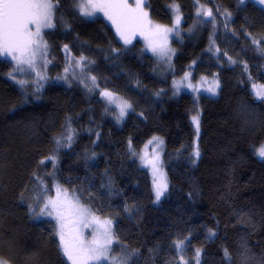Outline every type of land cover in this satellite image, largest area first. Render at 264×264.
Wrapping results in <instances>:
<instances>
[{"label": "trees", "instance_id": "trees-1", "mask_svg": "<svg viewBox=\"0 0 264 264\" xmlns=\"http://www.w3.org/2000/svg\"><path fill=\"white\" fill-rule=\"evenodd\" d=\"M53 1L54 26L44 34L52 63L41 89L18 85L9 75L13 61L0 53V259L70 264L57 220L36 213L59 185L113 221L115 253L128 264H184L178 240L190 264L197 249L199 264H264V161L257 154L264 101L253 89L264 85V8L250 0H147L155 24L182 20L165 65L142 35L125 44L114 23L84 17L78 0ZM199 3L216 23L200 21ZM81 56L100 89L131 103L121 125L100 89L91 93L71 74L59 79L67 58ZM189 68L218 75V95L176 94L173 80ZM71 133L70 142H57ZM154 136L165 141L169 181L160 203L136 154Z\"/></svg>", "mask_w": 264, "mask_h": 264}, {"label": "snow or ice", "instance_id": "snow-or-ice-1", "mask_svg": "<svg viewBox=\"0 0 264 264\" xmlns=\"http://www.w3.org/2000/svg\"><path fill=\"white\" fill-rule=\"evenodd\" d=\"M264 4V0H259ZM52 0H0V52L8 53L16 61L17 65L27 64L29 67H34L35 58L38 51L46 48V44L42 42L41 31L43 29L52 28L54 25L53 10L57 7ZM80 13L84 16H91L96 10L105 11L108 18L112 20L117 26V31L121 34L125 44H130L131 39L128 38L125 33L128 30L143 29L145 26L151 31V35L154 38V42L149 46L154 53H158L162 57H166L172 51L167 47L166 34L172 32L175 28V24H179L180 17H176L173 28H161L160 26L151 25V22L147 20L148 13L144 11V0H136L135 7H132L127 3V0L122 2H97V0H86L78 4ZM176 11H179V6H176ZM200 15V13H197ZM206 17H212L211 10L203 12ZM230 15V13L228 14ZM34 26L35 30H32ZM143 34V32H141ZM254 43H256L254 41ZM67 50V45H65ZM231 59V58H229ZM76 66L82 70L86 68L90 61H87L86 57H79L75 61ZM246 67V65H245ZM19 70H23L22 68ZM68 68H65V72ZM12 76V73H9ZM189 73H185L184 79H188ZM13 79L15 77L13 76ZM93 85H95L96 77H90ZM18 83L24 84V81ZM175 83V82H174ZM189 88H193V85L189 83ZM219 87L218 81H213L207 91L215 93ZM255 95L258 98L264 99V85L257 86L253 84ZM198 90V89H193ZM106 97L110 103L116 102L118 97H115L112 92L104 91L101 93ZM120 109V116L123 117L128 108L131 105L124 101L118 105ZM194 122L197 125V131L199 129V120L197 117H193ZM70 142L71 137H67ZM158 140L157 137H153L148 143ZM59 143V141H57ZM162 143V141H160ZM258 156L264 158V145H261L257 150ZM195 156H199V150L194 153ZM46 159H53L48 157ZM144 159V157H142ZM44 161H41L43 163ZM152 164L154 169V175L158 171L157 164L159 162V156H155L153 160L147 161ZM155 192L157 200L163 194L167 188L166 179L161 178L158 181H154ZM61 189L57 187V197L55 199L49 198L40 209L41 214L48 216H55L58 224V235L60 238V245L64 254L72 261V264H88L89 261H101L102 259H108L110 252V246L113 244V235L111 230V221L106 220L103 224L99 219L92 216L89 210L79 204L78 201L70 200L67 197V191H64V198L61 199ZM94 228V238L91 241H85L81 238L80 228ZM210 235H215L210 231ZM178 249H182L184 246V240H178L175 242ZM225 257L231 259L227 249L224 250ZM200 249L196 250V264H199ZM112 264H128L126 257H111ZM0 264H7V261L0 259ZM185 264H190L186 261Z\"/></svg>", "mask_w": 264, "mask_h": 264}, {"label": "rangeland", "instance_id": "rangeland-1", "mask_svg": "<svg viewBox=\"0 0 264 264\" xmlns=\"http://www.w3.org/2000/svg\"><path fill=\"white\" fill-rule=\"evenodd\" d=\"M78 1H79V3L86 2V0H78ZM146 1L147 0H144V11L147 12V7H146V3L147 2ZM245 1H247V0H241V3L245 2ZM250 1H253L256 4H258V5H260V6H262L264 8V4L260 3L259 0H250ZM52 2L54 3L53 0H52ZM97 2H122V0H97ZM127 3L129 5H131L132 7H135L136 0H127ZM54 10H53V20H52L53 24H54ZM207 10H211L212 11V9L208 8L207 6L203 5L202 3L198 4V12L200 13V15H198V14L197 15H198L200 21L201 20H205V21H211L213 24L216 23V19H215L214 14H213V16L211 18L210 17H206V16L203 15V12H205ZM174 11H176V6L174 7ZM212 13H213V11H212ZM84 17H86L88 19H94V18H97V17H101V18H104L105 20H107L109 22H112V20H110L108 18V15L105 14V11H101V10H96L93 13V15L84 16ZM147 20L151 22V25H153V26L157 25L154 22H152V20L149 18V15L147 17ZM181 22H182V20H181V17H180L179 24H175L174 30L172 32H169V33L166 34L167 47L172 50L169 53V55L166 56V57H162L158 53H154L151 50L149 45L154 42V38L151 35V31L149 30V28L147 26H145L142 30L141 29L135 30V34H133V30L130 29V30H128L125 33V35H127L128 38H130V39H133L137 35H142L143 36V40H144V44H145V49L147 51H149L150 53H152L156 58H158L165 65H167L169 63V61L173 58V55L175 53L173 45H172L173 44L172 40H173L174 37L176 38V37H178L179 35H181L183 33L182 32ZM114 25H115L116 30H117L116 24H114ZM160 27L161 28H173V27H162V26H160ZM47 29H50V28H47ZM47 29H43L41 31L42 42L44 44H46V48H44L41 51L37 52L36 58H35L34 67H29L27 64L17 65L16 61L12 58V56L10 54L3 53L4 55H6V56L8 55L10 57V59L13 61L14 66H15V69H14L15 71L12 73L13 75L11 76V78L13 79V76H14L15 79H13V80L16 83H18L19 81H24L25 82L24 84L18 83V85L23 86V85H27L29 82H32L35 85V88L41 89L46 84L47 79L50 76L49 67L51 66V63H52V60L50 59L49 52H48V46H47L48 44L46 43L45 36H44L45 31ZM32 30L33 31L35 30L34 26H32ZM141 32H143V34H141ZM117 35L122 41H124V39L122 38L121 34L118 31H117ZM65 51H66V49H65ZM78 58L79 57H69V58H67L69 67L67 65L66 68H68V71L67 72L64 71L62 74H60L59 75V79H67V77H70V74H71V75H73L74 78L80 80L82 82V84L87 88V90H89L91 93H94V92L98 91L97 88L98 89H100V88H99V84H98L97 79L95 81V85H93V83H92V81L90 79V77H93V75L87 73V71H86V69L88 68L89 63L87 64L86 68H84L82 70L80 67L76 66L75 61ZM191 66L193 67V65H191ZM21 68L23 69L22 71L19 70ZM185 73H189L190 74L188 79H184ZM185 73L183 75L177 76L173 80V90H174V92L176 94H180L182 92H189L196 98L198 96L202 95V94H206V95H210V96H217L218 95L220 87H221V81H220V78L218 77V75H214V76L198 75V76H195L194 71H193L192 68H189ZM213 81H218L219 82V87L216 89L215 93H211V92L207 91L208 87L210 85H212ZM189 83H191L193 85V88L187 87V85ZM254 84L257 85L258 87L263 85L261 83H254ZM194 88L198 89V90H193ZM104 91H107V90L100 89L99 96L106 103V105L108 106V108H107L108 115L114 117L116 122L121 125L123 123V121L126 119L129 111H131V108H128L126 110V112H125V115L123 117H121L120 116V109H119L118 105L120 103L124 102V101H127V100L124 97L112 92L114 94V96L118 97L119 99L116 100V102H114V103H110L109 100L106 97L101 95V93L104 92ZM254 92H255V90H254ZM258 99L264 101V99H262V98H258ZM127 103H129V101H127ZM129 104L131 105V103H129ZM193 117H197L198 120H199V115H194ZM193 117H192V123L194 124V127L196 129V134H197V138H198L199 137V133H200V122H199V129L197 131V125L194 122ZM69 136L72 138L73 134L71 133ZM154 137H157L158 140H155V141H153V143L149 144L148 142L150 140H153V137L150 138L143 145V147L139 151H137L136 154H137V157L139 159L140 164L152 174L153 182L160 180L161 174H163V178L166 179L167 188H166V190H164L163 194L159 197L158 200L156 198V192H155V186H154L155 200H156L157 203H160L162 201V199L167 194L169 181H168V176H167V172H166V168H165V141L160 136H154ZM64 140H66V142H68L67 137H65V138H61V140L59 141V144H63ZM160 141H162V143H160ZM157 155L159 156V162L157 164L158 171L154 175V169L152 167V164L148 163L147 161L153 160L154 157L157 156ZM142 157H144V159H142ZM259 158L264 161V158H261L260 156H259ZM58 186L59 185H57L55 187L53 194L51 196H49L48 198H46L44 203L49 198L55 199L57 197V187ZM59 188L61 189V197H60L61 199L64 198V191L66 190L68 199L78 201L76 196L73 195L70 191H68L67 189H64L61 186H59ZM44 203L42 205H40L39 208L36 209V213L39 216L44 215V214H41V212H40V209L43 207ZM79 204L82 205L83 207L87 208L92 216L97 217L101 224H103V222L106 221V220H110L112 222L111 223V230H112V235H113V244L110 246V252L108 254L109 258L108 259H102L101 261H89L88 264H112L111 257H126V254L118 256V254L115 253V249L114 248H115V245H116V237L114 235L113 221L110 218L102 217V216L96 214L92 210V208H90L88 205H84L81 202H79ZM46 216H48V215H46ZM50 217L55 218L54 215L50 216ZM79 231L81 233V238L83 240H85V241H91L94 238V234H96V233H94V228H92V227H88V228L81 227ZM184 246H185V242H184ZM184 246H183L182 249H178L177 247L176 248H177V251L179 253L181 261L185 264L186 261L190 262V259L185 256L186 254H185ZM67 259H68V257H67ZM69 263L72 264V261L69 260ZM194 264H196V256L194 258Z\"/></svg>", "mask_w": 264, "mask_h": 264}]
</instances>
